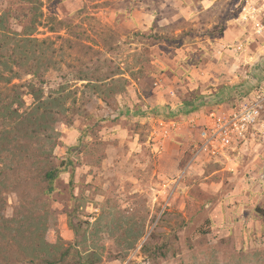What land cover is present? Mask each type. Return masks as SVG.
Masks as SVG:
<instances>
[{"label":"rangeland","instance_id":"1","mask_svg":"<svg viewBox=\"0 0 264 264\" xmlns=\"http://www.w3.org/2000/svg\"><path fill=\"white\" fill-rule=\"evenodd\" d=\"M241 1L42 0L34 37L50 43L59 63L45 92L67 88L51 133L57 164L75 149L72 187L63 174L47 197L49 242L77 240L72 217L87 233L81 247L103 246L101 264H264L253 256L264 253V164L251 165L252 150L264 155V138L195 154L207 113L236 108L264 85V43L217 56L222 40L243 39ZM27 9L0 0L18 32ZM98 69L121 75L99 91L78 80ZM22 191L5 194L7 217ZM115 216L145 225L134 249L113 235ZM151 233L150 248L171 246L165 258L143 250Z\"/></svg>","mask_w":264,"mask_h":264},{"label":"trees","instance_id":"2","mask_svg":"<svg viewBox=\"0 0 264 264\" xmlns=\"http://www.w3.org/2000/svg\"><path fill=\"white\" fill-rule=\"evenodd\" d=\"M22 1L28 9L18 18L22 20L21 32L10 25V12L0 14V264H101L103 246L81 247L87 233L75 226L72 217L68 225L77 238L74 243L64 246L60 239L54 244L46 238L52 216L47 197L56 191V181L63 174L70 173L72 187L71 157L75 149L69 148L66 159L57 164L54 149L59 143L51 133L58 114L63 112L67 88L61 85L46 94V74L57 69L59 63L50 43L34 37L42 26V0ZM119 75L113 71L101 74L99 69L92 74L80 71L78 80L99 91L116 82L114 78ZM26 96L33 100L30 106ZM187 106L198 108L193 102ZM18 190H23V198L13 216L7 217L5 194ZM114 218L108 225L113 226V235L127 244V250L134 249L146 235L145 225L139 227L131 218ZM153 239L155 234L151 233L143 250L165 258L171 246L165 243L158 250L150 248ZM253 256L260 262L264 253Z\"/></svg>","mask_w":264,"mask_h":264},{"label":"built area","instance_id":"3","mask_svg":"<svg viewBox=\"0 0 264 264\" xmlns=\"http://www.w3.org/2000/svg\"><path fill=\"white\" fill-rule=\"evenodd\" d=\"M236 22L245 37L234 44H217L218 56L244 53L253 43H264V0H242ZM209 118L199 127L196 155L264 138V85L238 107L211 113Z\"/></svg>","mask_w":264,"mask_h":264},{"label":"crops","instance_id":"4","mask_svg":"<svg viewBox=\"0 0 264 264\" xmlns=\"http://www.w3.org/2000/svg\"><path fill=\"white\" fill-rule=\"evenodd\" d=\"M207 1H210V0H207ZM214 1H217V0H214ZM242 32H243V34H244V31H243V29H242ZM241 32V33H242ZM242 34V35H243ZM245 37V35H243V38ZM220 43H224L223 42V40L221 41V42H219V44ZM262 43H257V45L258 46H260ZM218 56V55H217ZM222 57H224V55L222 56ZM224 79V78H223ZM222 79V80H223ZM234 82V81H233ZM213 108V107H212ZM224 108V109H223ZM223 108H220L219 106H215L213 109H211L210 111H209V113H207V115L205 116V117H209L208 116V114L210 115L211 113H216L217 111L218 112H221V111H227V109L225 110V106H223ZM195 115H198V114H195ZM209 119V118H208ZM193 120H195V123L196 124H198L199 125V120L197 121V119L196 118H194V119H192V121ZM176 124V123H175ZM175 124H173V125H175ZM204 124V123H203ZM180 126V125H179ZM193 128L194 129H196V127L195 126H193ZM170 130V129H169ZM260 140V139H259ZM256 142V141H255ZM258 149H255V150H252V155H251V165L253 166V169H257V167H256V161L257 160H259V163H261V164H264V159H262V158H264V155L262 154V153H258V151H257ZM254 151H256L257 153H253ZM259 163H258V165H259Z\"/></svg>","mask_w":264,"mask_h":264}]
</instances>
